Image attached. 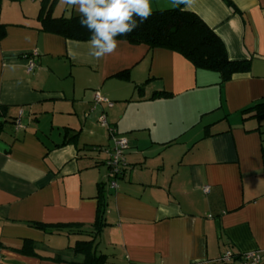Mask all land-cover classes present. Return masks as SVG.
Segmentation results:
<instances>
[{
  "label": "crops",
  "instance_id": "obj_1",
  "mask_svg": "<svg viewBox=\"0 0 264 264\" xmlns=\"http://www.w3.org/2000/svg\"><path fill=\"white\" fill-rule=\"evenodd\" d=\"M40 1L1 4L0 264H81L71 248L85 237L35 226L90 231L99 184L107 211L96 244L107 264H238L219 260L264 253V125L242 113L264 102V0L180 5L215 32L229 60L250 62L223 84L163 49L118 41L95 59L87 42L40 32ZM51 15L80 14L57 0ZM94 92L112 107H93ZM102 111L128 143L116 189L103 165L112 143L97 123Z\"/></svg>",
  "mask_w": 264,
  "mask_h": 264
},
{
  "label": "trees",
  "instance_id": "obj_2",
  "mask_svg": "<svg viewBox=\"0 0 264 264\" xmlns=\"http://www.w3.org/2000/svg\"><path fill=\"white\" fill-rule=\"evenodd\" d=\"M4 0H0L1 4ZM57 0H41L37 21L40 24V32L57 35L67 41L88 42L89 31L79 23L80 15L65 18L52 17V8ZM230 6L228 0H223ZM131 33L117 36V41L126 42L133 46H146L148 49H163L178 54L189 62L196 70H204L217 73L221 84L229 81L234 75L250 72L249 61H231L223 42L202 20L194 13L183 10L181 6L166 10L152 11V15ZM6 26L0 20V40L5 37ZM120 80H128V74L122 72L116 75ZM165 95V94H162ZM0 109V112L4 111ZM243 114H251L258 123L264 125V102L253 105L243 110ZM0 122V129L2 127ZM77 136L73 137V140ZM264 152V149H263ZM97 209L95 221L90 231H83L81 226H40L37 229L44 232H62L75 230L85 237V240L76 241L71 248L74 254L81 255V264H107L106 257L97 251L96 237L101 234L106 226L105 214L107 201L105 184L98 185Z\"/></svg>",
  "mask_w": 264,
  "mask_h": 264
},
{
  "label": "clouds",
  "instance_id": "obj_3",
  "mask_svg": "<svg viewBox=\"0 0 264 264\" xmlns=\"http://www.w3.org/2000/svg\"><path fill=\"white\" fill-rule=\"evenodd\" d=\"M80 14L79 23L90 35L89 54L95 59L112 53L118 46L117 36L131 33L152 15L151 0H62ZM179 7L189 0H172Z\"/></svg>",
  "mask_w": 264,
  "mask_h": 264
},
{
  "label": "built area",
  "instance_id": "obj_4",
  "mask_svg": "<svg viewBox=\"0 0 264 264\" xmlns=\"http://www.w3.org/2000/svg\"><path fill=\"white\" fill-rule=\"evenodd\" d=\"M36 54H30L27 59V71L32 72L35 68L34 58ZM105 105L107 108H111L112 104L106 99L102 98L98 92L93 93V107ZM97 123L102 128L108 129L109 139L112 143V147L108 150H103V152L107 155L103 165L107 170V185L111 189L117 188V180H119L125 171L126 162H125V153L128 150V143L126 138L123 136H119L115 133V131L111 128H108L106 117L101 112L100 116L97 119ZM17 127H20L19 121H17ZM204 194L209 193V187H205L203 189ZM264 258L263 252H251L246 253L241 256H234L230 253L224 254L219 262L220 263H230L237 262L238 264H261L262 259Z\"/></svg>",
  "mask_w": 264,
  "mask_h": 264
},
{
  "label": "rangeland",
  "instance_id": "obj_5",
  "mask_svg": "<svg viewBox=\"0 0 264 264\" xmlns=\"http://www.w3.org/2000/svg\"><path fill=\"white\" fill-rule=\"evenodd\" d=\"M55 136H56V134H55ZM90 156L93 157V159H95V160H97L99 162H100V159L103 158V155L101 154V152H97V151H96V154L92 153V155H91V153H90ZM96 156H97V158L99 156V158L97 159ZM100 168H103V167H100Z\"/></svg>",
  "mask_w": 264,
  "mask_h": 264
}]
</instances>
